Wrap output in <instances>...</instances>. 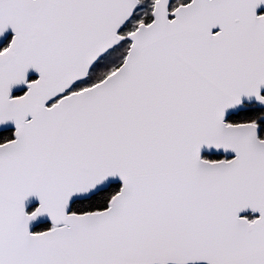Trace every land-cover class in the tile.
I'll list each match as a JSON object with an SVG mask.
<instances>
[{
	"label": "snow or ice",
	"instance_id": "1",
	"mask_svg": "<svg viewBox=\"0 0 264 264\" xmlns=\"http://www.w3.org/2000/svg\"><path fill=\"white\" fill-rule=\"evenodd\" d=\"M0 264H264V0H0Z\"/></svg>",
	"mask_w": 264,
	"mask_h": 264
}]
</instances>
